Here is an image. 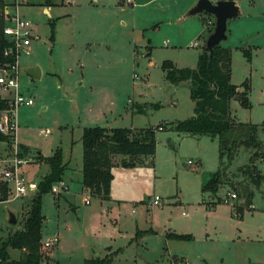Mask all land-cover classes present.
Wrapping results in <instances>:
<instances>
[{
	"label": "rangeland",
	"instance_id": "374dc122",
	"mask_svg": "<svg viewBox=\"0 0 264 264\" xmlns=\"http://www.w3.org/2000/svg\"><path fill=\"white\" fill-rule=\"evenodd\" d=\"M49 1L50 15L44 12L45 0H8L9 11L20 4V15L35 27L33 44L20 58L24 98L17 133L20 146L32 147L20 154L30 160L24 170L34 195L0 203V237L22 229L37 187L49 174V166L38 162V150L52 156L60 147L64 163H71L55 185L64 183L68 190L43 195L42 264H85L110 257L111 264H264V159L258 160L263 184L252 188V208L238 192L237 200L225 202L236 192L228 184L217 196L202 193L203 184L219 168L218 142L167 129L157 132L154 159L115 168L109 201L91 197L82 185L84 127H106L109 122L114 128H155L194 117L190 83H170L162 66L171 61L178 68L196 69L215 18L187 16L199 0ZM233 1L240 15L229 21L223 46L233 54L232 83L248 81L252 108L234 100L231 113L237 122L258 126L257 138L264 145V0ZM203 18H209L211 29L203 26ZM35 67L43 72L40 79L28 74ZM30 98L33 106L26 103ZM137 103L146 106L144 114L136 112ZM2 144L0 183L15 158L12 143ZM252 154L239 149L228 182L240 181L239 170L246 169ZM155 196L162 205L150 207ZM218 198L222 204L208 207ZM234 206L243 207L242 218ZM10 213H16V225L8 222ZM54 238L58 243L45 248ZM9 253L13 260L23 257L18 250Z\"/></svg>",
	"mask_w": 264,
	"mask_h": 264
},
{
	"label": "trees",
	"instance_id": "16d2710c",
	"mask_svg": "<svg viewBox=\"0 0 264 264\" xmlns=\"http://www.w3.org/2000/svg\"><path fill=\"white\" fill-rule=\"evenodd\" d=\"M228 1V0H224ZM45 7H50L51 2L46 0ZM9 7L7 0H0V65L14 63L13 58L4 56V52L10 47L3 29L5 26V9ZM204 27L211 29L209 18L202 19ZM215 26V25H214ZM54 30V24H52ZM209 33H213L209 31ZM54 40V34L52 36ZM246 57L251 59V52L243 50ZM232 50L219 47L215 50L212 59H209V51L204 46L199 55L196 69L178 68L171 61L164 62L162 68L166 72V80L172 84L182 82L190 83V98L195 103L194 117L176 123H164L157 127L143 129L90 127L83 130V168L82 185L91 197L101 201L111 199L114 170L116 167L133 168L144 164L147 159H154L157 153V132L170 130L197 138H208L218 142L219 168L202 186L203 194L217 196L219 191L230 185L239 193L244 203L251 208L254 191L262 187L263 176L260 173L258 160L264 159V145L258 140L259 127L255 125L237 122L231 113V103L237 100L244 109H251L250 86L248 81L241 86L232 83ZM242 88V91L239 89ZM136 112L145 113V107L134 105ZM8 106L0 100V110ZM155 109L159 104L153 105ZM9 140L0 135V142ZM24 153H29V148L21 146ZM240 148L253 151L246 169L239 170L243 174L240 181L235 184L228 182V173L232 168ZM38 162L49 166V174L39 183L38 192L31 200L26 220L21 230L10 233L6 237H0V264H42L45 260L43 250V226L45 216L43 214V195L51 192L52 187L63 180L67 165L64 163L63 150L59 147L50 157L37 153ZM238 179V178H237ZM249 185H245V180ZM252 188H256L252 191ZM238 196V194H237ZM8 197V188L5 183H0V199L5 201ZM239 197V196H238ZM218 198L208 205L212 209L222 204ZM236 214L243 217V207L234 206ZM140 235V232H138ZM175 239L190 240L192 236L169 235ZM23 252V257L13 260L9 250ZM113 258L105 260H86L85 264H111Z\"/></svg>",
	"mask_w": 264,
	"mask_h": 264
},
{
	"label": "built area",
	"instance_id": "2783aa9c",
	"mask_svg": "<svg viewBox=\"0 0 264 264\" xmlns=\"http://www.w3.org/2000/svg\"><path fill=\"white\" fill-rule=\"evenodd\" d=\"M20 1V0H19ZM20 4L14 6V11L11 13V7L5 9V26L3 29L4 36L9 42L10 47L4 52L7 58H13L14 63L0 65V100L7 104V108L0 110V135L7 138L12 143V150L15 155L14 162L10 170L5 171L3 179L8 188V197L5 201L0 199V203L11 201H21L28 196H33V186L27 179L24 166L29 164V159H22V148L18 142V112L23 104V94L21 93L20 76L21 66L20 58L23 52L32 46L34 40L35 27L32 22L19 13ZM197 46V44H195ZM4 94L5 96H2ZM26 103L30 106L35 104L32 98ZM192 165V162H189ZM39 186V185H38ZM68 190L66 184L54 185L52 187L53 194H61ZM38 191V187H37ZM238 196L235 193H229L225 202L229 200H237ZM89 204V200L86 201ZM150 207L162 205V199L155 196L148 202ZM58 243V239L54 238L44 244L45 248H51Z\"/></svg>",
	"mask_w": 264,
	"mask_h": 264
},
{
	"label": "water",
	"instance_id": "95a60500",
	"mask_svg": "<svg viewBox=\"0 0 264 264\" xmlns=\"http://www.w3.org/2000/svg\"><path fill=\"white\" fill-rule=\"evenodd\" d=\"M207 14L215 18V28L213 33L209 35L205 42V47L209 51V59L211 60L215 50L228 40V23L231 20L237 19L240 15V7L233 0H218L216 3L210 0H199L198 3L188 12L187 16H196ZM28 74L32 78H41V69L35 67L28 70ZM8 222L11 225H16L18 218L16 213L9 214Z\"/></svg>",
	"mask_w": 264,
	"mask_h": 264
},
{
	"label": "crops",
	"instance_id": "0c3cea01",
	"mask_svg": "<svg viewBox=\"0 0 264 264\" xmlns=\"http://www.w3.org/2000/svg\"><path fill=\"white\" fill-rule=\"evenodd\" d=\"M7 2H8V0H7ZM45 2H46V0H45ZM9 3V2H8ZM10 4V3H9ZM64 4H66V1L65 0H63L62 1V3L60 4V5H64ZM60 5H57V6H60ZM20 8H21V6H20ZM44 12L46 13V14H48V15H50L51 14V11H50V7H45V10H44ZM228 36H229V29H228ZM33 44V43H32ZM223 45V44H222ZM224 47V46H223ZM226 48H228V47H226ZM20 66H21V64H20ZM43 76V72L41 71V77ZM239 91H242V88H240L239 89ZM2 96H5L4 94H1ZM140 104V103H139ZM138 103H137V105H139ZM194 105H195V103H194ZM194 108H195V106H194ZM195 115V114H194ZM166 123H169V122H166ZM98 126V125H97ZM90 127H96V126H90ZM90 127H84V129L85 128H90ZM106 127H110V128H114V127H112V124L111 123H107V125H106ZM131 129H139V128H131ZM174 133V132H173ZM83 135V134H82ZM82 135H81V138H80V140H82ZM177 135V134H176ZM184 137H191V138H193V139H198V140H201V139H203V138H197V137H193V136H190V135H184ZM208 139V138H207ZM211 140V139H210ZM212 141V143H214V142H216V141H213V140H211ZM0 144H1V146H3V149H4V145L2 144V142H0ZM72 144H74V143H72ZM22 146H25V147H28V148H32L31 146H28V145H24V144H21ZM82 145H83V143H82ZM59 148V147H58ZM37 149V148H36ZM74 149V146H71V154H72V150ZM63 150V149H62ZM43 156H45L40 150H38ZM1 152V151H0ZM63 154H64V152H63ZM71 156V155H70ZM45 157H50V156H45ZM64 161H65V158H64ZM65 163H67L68 165H67V169L69 168V165H70V163H71V160H68V162H65ZM200 166H203V163H201V162H199L198 163ZM260 164V167H261V165H262V163H259ZM43 165H45V164H43ZM217 169V168H216ZM216 169H214V171H213V173H215L216 172ZM67 171V170H66ZM213 173H211V174H213ZM115 174V173H114ZM46 176V175H45ZM65 176V175H64ZM115 176V175H114ZM63 179H64V177H63ZM85 190V189H84ZM88 192V191H87ZM252 206H254V205H252Z\"/></svg>",
	"mask_w": 264,
	"mask_h": 264
}]
</instances>
